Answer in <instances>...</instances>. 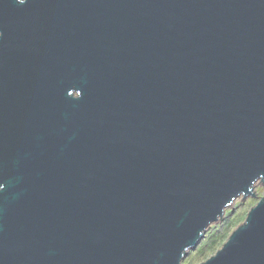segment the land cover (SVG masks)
Here are the masks:
<instances>
[{
	"label": "water",
	"instance_id": "water-1",
	"mask_svg": "<svg viewBox=\"0 0 264 264\" xmlns=\"http://www.w3.org/2000/svg\"><path fill=\"white\" fill-rule=\"evenodd\" d=\"M257 185L264 0H0V264H182Z\"/></svg>",
	"mask_w": 264,
	"mask_h": 264
},
{
	"label": "trees",
	"instance_id": "trees-1",
	"mask_svg": "<svg viewBox=\"0 0 264 264\" xmlns=\"http://www.w3.org/2000/svg\"><path fill=\"white\" fill-rule=\"evenodd\" d=\"M243 219V216L240 214H231L228 212L226 218L220 225L211 227L207 231L194 256L199 257L200 255H205L214 250L217 245H220L224 239L226 241L230 233L243 222Z\"/></svg>",
	"mask_w": 264,
	"mask_h": 264
},
{
	"label": "rangeland",
	"instance_id": "rangeland-1",
	"mask_svg": "<svg viewBox=\"0 0 264 264\" xmlns=\"http://www.w3.org/2000/svg\"><path fill=\"white\" fill-rule=\"evenodd\" d=\"M256 195H257L256 198H247L244 201H241V198L237 199L234 202L233 206L231 207L232 212L230 211V209H227L224 219L226 218V215L228 214V212H230L231 214H240L243 216V218H245L246 214L258 202L259 198L264 196V185L263 186H260V185L256 186ZM224 219H223V221H224ZM221 223H218L216 225H212L211 227L218 226ZM202 241L198 244V246L194 250H191L188 252V254L185 257V259L183 260L182 264H201V263L205 262L207 259H209L210 257L215 255V253L221 248L222 244L225 242V239L221 242L220 245H217L216 248H214V250L210 251L209 253H207L205 255H200L199 257H195L194 255L196 254L197 249L199 248Z\"/></svg>",
	"mask_w": 264,
	"mask_h": 264
}]
</instances>
